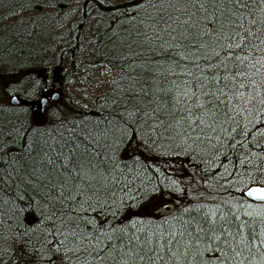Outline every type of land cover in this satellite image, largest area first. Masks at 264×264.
Masks as SVG:
<instances>
[{"label": "trees", "instance_id": "trees-1", "mask_svg": "<svg viewBox=\"0 0 264 264\" xmlns=\"http://www.w3.org/2000/svg\"><path fill=\"white\" fill-rule=\"evenodd\" d=\"M166 15L161 0H0V177L11 175L16 180L24 176L46 158L49 146L74 140L85 127L99 124L103 129L118 124L127 106L123 101L130 98L132 90L140 93L142 88L172 87L183 80L177 76L185 71V65L199 74L185 59L183 46L171 40L170 29L161 22ZM208 55L211 58L212 52ZM68 60L72 65L67 66ZM75 62L94 73L107 66L121 74L112 77L107 90L87 105L68 92L48 108L41 124L32 121L27 107L9 104L12 93L39 97L43 82L28 70L66 65L60 75L64 83ZM200 66L208 70L203 60ZM178 131V126L153 130L143 122L127 129L116 153L118 181L94 197L91 208L85 205L84 219L92 223L82 228L89 237L99 236L100 247L108 243L107 236L119 235L121 230L126 237L132 235V222L139 220H144L145 226L150 220L153 227L163 223L165 228H178L173 217L188 219L186 208L219 205L223 212L233 211L246 218L249 205L255 206L253 209L258 206L249 203L242 191L252 184H264V108L245 105L229 112L227 118L221 115L215 131L205 128L199 140L196 133L188 138ZM164 203H173L174 210L157 214L156 208ZM20 215L19 221L5 219L0 224V264H22L13 230L18 222L21 228L28 222L35 228L40 209ZM256 227L259 230L260 225ZM39 228L25 239L35 264H47L46 239L53 238L48 235L49 227L41 224ZM253 251L254 264H260L256 249ZM105 254L108 259L103 264H113V254L107 250ZM64 264H101V260L95 253L81 252L77 259L68 252Z\"/></svg>", "mask_w": 264, "mask_h": 264}, {"label": "snow or ice", "instance_id": "snow-or-ice-1", "mask_svg": "<svg viewBox=\"0 0 264 264\" xmlns=\"http://www.w3.org/2000/svg\"><path fill=\"white\" fill-rule=\"evenodd\" d=\"M161 8L167 13L161 22L170 29L171 40L183 46L185 59L199 74L185 65L177 76L183 80L172 87L132 90L123 101L127 106L118 124L85 127L74 140L49 146L45 159L16 177L19 183L11 175L0 177V224L5 219L19 221L26 210L40 209L35 228L32 222L23 228L18 222L13 230L22 264H35L25 238L39 231L41 224L49 227L53 238L46 239L47 264H64L68 252L77 259L81 252L95 253L103 264L108 259L106 250L113 254V264H254V249L264 264V207L260 205L246 211V218L223 212L219 205L186 208L188 219L173 217L178 228H165L163 223L153 227L150 220L145 226L139 220L132 222V235L126 237L121 230L119 235L107 236L103 247L98 235L89 237L82 228L92 223L84 214L93 198L119 179L116 153L127 129L141 122L153 130L178 126V135L192 138L196 133L199 140L205 128L215 131L221 115L227 118L245 105L264 108V0H161ZM201 60L208 65L207 71L201 68ZM246 194L264 205V187H249ZM58 237L62 239L53 247ZM69 243L76 246L68 247ZM61 248L66 251L62 253Z\"/></svg>", "mask_w": 264, "mask_h": 264}, {"label": "bare ground", "instance_id": "bare-ground-1", "mask_svg": "<svg viewBox=\"0 0 264 264\" xmlns=\"http://www.w3.org/2000/svg\"><path fill=\"white\" fill-rule=\"evenodd\" d=\"M66 64H67V66L68 65H72V61H67L66 62ZM80 64L78 63V62H75L74 63V65H73V69L74 70H72V72H71V74L69 73L68 74V76L67 77H65V84L64 83H62L61 82V79H60V75L62 74V72L64 71V70H66L67 69V66L66 65H60V64H57V63H55V64H53L51 67L49 66H43V67H40V68H38L37 70H39V71H41L42 72V76H39L37 73H34V71L35 70H28L27 71V73L28 74H30V73H32V74H36L37 76H38V78L39 79H41L42 80V82H43V85H44V87L42 88V90L45 88V86H46V81L44 80V76H47L48 78H52L53 76H54V74L55 73H57L58 72V75H59V81L58 82H54V83H52V85H51V87H52V89H54V90H56V89H58V88H61L62 89V91H63V99H64V97L66 96V93H65V91H64V89H63V87L64 86H66V87H72V86H74V84L77 82V80H79L80 78H93L94 76H97L99 73H94L95 71H93V70H90V68H86L85 67V65H83V64H81V66H79ZM80 67V68H79ZM104 67H106V68H109V69H111L110 67H107V66H104ZM93 69H96L97 68V66H95L94 65V67H92ZM99 69H101V67L99 68ZM88 70V71H87ZM111 70H114V69H111ZM78 71H81L80 73L78 72ZM114 71H117V74L115 75V76H117V75H119V74H121V71L120 70H114ZM112 79V78H111ZM110 79V80H111ZM110 80H109V82H110ZM108 82V83H109ZM42 90L40 91V94H41V92H42ZM14 95H19L18 93H12V95H11V97H10V99H9V104L11 105V106H24V107H27V106H25V105H22V104H13L12 102H11V98H12V96H14ZM20 96V95H19ZM39 97H40V95H39ZM38 97V98H39ZM70 97L71 98H73V99H75V100H78V101H80L82 104H84V105H87L88 104V102L86 103L85 102V100H83L81 97H75V96H73L72 95V93H70ZM24 98V97H23ZM24 99H26V100H32V99H37V98H24ZM62 99V100H63ZM61 100V101H62ZM60 101V102H61ZM56 103H58V102H56ZM56 103H54V104H56ZM53 104V105H54ZM28 109H29V111H30V115H31V118H32V121L34 122V123H36L34 120H33V116H32V111H31V109L29 108V107H27ZM45 118H46V113H45ZM45 118H44V121H45ZM43 121V122H44ZM42 122V123H43ZM36 124H41V123H36ZM252 185H264V184H252ZM252 185H250V186H252ZM250 186H248L247 188H249ZM246 188V189H247ZM246 189H244L242 192H243V195H244V197L247 199V201L249 202V203H251V204H255V205H261V202H255V201H252V200H249L246 196H245V190ZM252 207H255V206H251V207H249V209H247V211H250V210H253V208ZM168 214V213H167Z\"/></svg>", "mask_w": 264, "mask_h": 264}, {"label": "rangeland", "instance_id": "rangeland-1", "mask_svg": "<svg viewBox=\"0 0 264 264\" xmlns=\"http://www.w3.org/2000/svg\"><path fill=\"white\" fill-rule=\"evenodd\" d=\"M96 73L99 74L93 78H80L72 87L64 86L65 93L71 92L73 96L81 97L86 103L92 102L95 97L107 90L109 80L117 74V71L101 67ZM174 208L173 203H164L156 208V213L165 215Z\"/></svg>", "mask_w": 264, "mask_h": 264}, {"label": "water", "instance_id": "water-1", "mask_svg": "<svg viewBox=\"0 0 264 264\" xmlns=\"http://www.w3.org/2000/svg\"><path fill=\"white\" fill-rule=\"evenodd\" d=\"M34 73H37L39 76H42V72L39 70H35ZM44 80L46 81L47 84L45 88L42 90L39 98L32 99V100H26L19 95H14L11 98V102L13 104H22V105L29 107L32 111L33 120L36 123H42L44 121L45 113L47 109L50 106H52L54 103L60 102L64 96L61 88L54 90L51 87L52 83L59 81L58 72L55 73L52 78H48L47 76H44ZM250 187H264V185H252ZM245 196L249 200L260 202L248 196L246 194V190H245Z\"/></svg>", "mask_w": 264, "mask_h": 264}]
</instances>
